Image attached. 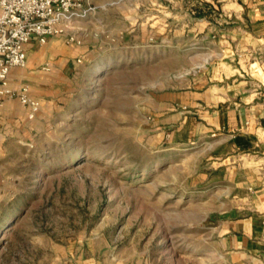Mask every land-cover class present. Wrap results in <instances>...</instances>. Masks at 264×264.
Segmentation results:
<instances>
[{
    "label": "rangeland",
    "instance_id": "rangeland-1",
    "mask_svg": "<svg viewBox=\"0 0 264 264\" xmlns=\"http://www.w3.org/2000/svg\"><path fill=\"white\" fill-rule=\"evenodd\" d=\"M109 1L92 53L58 63L71 46L54 36L23 74L51 102L1 145L15 192L0 191V264H259L224 234L255 212L250 190L224 178L249 158L223 130L168 141L152 117L193 75L264 79V37L241 35L221 0Z\"/></svg>",
    "mask_w": 264,
    "mask_h": 264
},
{
    "label": "crops",
    "instance_id": "crops-1",
    "mask_svg": "<svg viewBox=\"0 0 264 264\" xmlns=\"http://www.w3.org/2000/svg\"><path fill=\"white\" fill-rule=\"evenodd\" d=\"M86 2L91 4L93 9L87 17L74 20L70 24L71 30L80 37L81 41L78 44H71L69 54L59 57L58 63H67L75 57L80 60L83 52L92 53L91 42L102 36L97 29L100 28L99 26L102 27V11H107L106 8L111 2L109 0H87ZM163 3H158L162 9ZM130 5L139 4L131 2ZM220 6L226 7L230 14L234 13V16L239 13L235 21L244 25V29L239 31L241 35L253 39L264 37V0H221ZM162 24L163 26L166 24L164 17ZM54 36L62 37L63 35L48 36L44 43ZM37 44L43 43L32 39L25 44L26 65L21 68L13 67L9 73V80L14 87H19L22 83L29 85L31 94L40 101L37 112L39 113L43 106L51 101L37 94L34 86L23 79V74L28 67L34 66L41 60V57L38 59L33 57ZM47 61L53 67L55 61L52 59ZM198 75L191 76L190 85L184 90H169L165 96H158L157 105L153 109L154 127L157 129V134L167 138L168 141L188 140L211 129H218L220 130L218 133L223 134V130L228 135L226 139L230 142V148L235 153L241 154V157L249 158L243 166L232 165L233 168L226 166L228 171L224 178L236 181L237 185L242 184L250 190L248 193L254 202L251 208L255 212L249 211L243 217L230 221L226 224L227 229L224 234H228L232 247L244 250L245 253L248 251L253 255H262L264 260V219H262L264 216V103L261 101L264 100V79L254 75L251 77V75L250 80L248 78L244 80L243 74L231 72L221 74L217 78L218 81H213L209 77L204 83L199 84L202 78ZM40 81L45 86L46 80L40 79ZM253 84H257L258 88ZM27 115V107L21 104L18 98L6 97L0 103V151L6 137L13 135L18 128L26 125L28 120L34 121ZM212 133L215 132L209 134ZM209 134L203 135L209 136ZM6 180L7 178L0 174V191L3 190L2 194H5L7 191L4 190L9 189L8 198H10L15 190L13 183ZM262 259H259V264H264Z\"/></svg>",
    "mask_w": 264,
    "mask_h": 264
},
{
    "label": "built area",
    "instance_id": "built-area-1",
    "mask_svg": "<svg viewBox=\"0 0 264 264\" xmlns=\"http://www.w3.org/2000/svg\"><path fill=\"white\" fill-rule=\"evenodd\" d=\"M86 1L0 0V103L6 97L18 98L27 107L28 118L36 116L39 99L31 94L27 83L14 87L9 80L10 70L26 65L25 44L32 39L44 43L48 36L58 34L68 45L80 43L70 24L87 17L93 9ZM42 68L50 69L49 61H44Z\"/></svg>",
    "mask_w": 264,
    "mask_h": 264
},
{
    "label": "trees",
    "instance_id": "trees-1",
    "mask_svg": "<svg viewBox=\"0 0 264 264\" xmlns=\"http://www.w3.org/2000/svg\"><path fill=\"white\" fill-rule=\"evenodd\" d=\"M202 4L204 5L203 7H205V8L207 7V8H208V11H209V10H211V11L214 10L213 7H212V5H211L209 2L205 1V2H203ZM198 7H200V5H199ZM206 10H207V9H206ZM206 10H205L204 8H202V7L198 8V11H200V12H202V11L205 12ZM206 12H207V11H206Z\"/></svg>",
    "mask_w": 264,
    "mask_h": 264
}]
</instances>
